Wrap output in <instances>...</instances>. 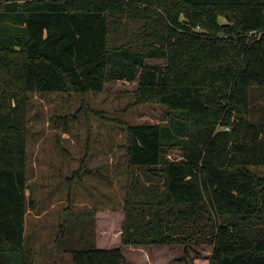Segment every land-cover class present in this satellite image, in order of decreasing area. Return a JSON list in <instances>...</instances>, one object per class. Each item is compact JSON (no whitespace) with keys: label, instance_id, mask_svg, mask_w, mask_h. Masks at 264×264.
<instances>
[{"label":"trees","instance_id":"trees-1","mask_svg":"<svg viewBox=\"0 0 264 264\" xmlns=\"http://www.w3.org/2000/svg\"><path fill=\"white\" fill-rule=\"evenodd\" d=\"M11 20L23 26L0 32V264L31 262L32 94L119 80L137 81L136 103L169 109L162 123L126 127L121 242L181 244L185 264L210 242L209 264H264V113L253 118L251 102L264 87V0H0L1 27ZM94 223L91 209L66 215L73 264H130L121 246H98Z\"/></svg>","mask_w":264,"mask_h":264},{"label":"rangeland","instance_id":"rangeland-1","mask_svg":"<svg viewBox=\"0 0 264 264\" xmlns=\"http://www.w3.org/2000/svg\"><path fill=\"white\" fill-rule=\"evenodd\" d=\"M165 63L164 59L148 60L149 65ZM136 88L137 81L119 80L106 83L98 92L32 94L27 109V196L33 200L32 209L42 216L34 219L29 213L26 221L30 264H73V255L65 250L61 237L71 207L114 206L113 221L105 217L103 224L118 234L129 178L126 127L162 123L169 111L160 102L136 103ZM251 102L253 118L261 117L263 86L251 87ZM169 157L177 160L182 153L174 148ZM258 169L264 174V166ZM112 239L117 244L119 238ZM212 249L210 242L194 245L190 264H209ZM124 254L130 264H182L178 258L184 255V247L126 245Z\"/></svg>","mask_w":264,"mask_h":264},{"label":"crops","instance_id":"crops-1","mask_svg":"<svg viewBox=\"0 0 264 264\" xmlns=\"http://www.w3.org/2000/svg\"><path fill=\"white\" fill-rule=\"evenodd\" d=\"M12 16H14V13L12 14ZM10 26L6 29V28H3L1 27L2 26V23H0V32L2 31V33L4 34H7V32H10L11 34H16L18 32V28L23 26V25H19L17 23H14L12 20L11 22L9 23ZM28 183H29V179H28ZM86 203L82 204L85 205ZM88 205V207H83L82 209H91L93 210L94 212V218H95V239H96V242L98 244L99 247L101 248H111V247H114L116 245H121L122 244V249H123V252H124V246H134V245H130V244H123L121 242V238H122V233H121V229L119 230L117 236L116 234L112 233L111 232V228H109V226L107 225L106 227H104V224H103V219L105 217H108L110 216V220H112L114 217H113V214L115 215V208L114 206H111V205H103V206H98V205H95V204H86ZM33 208V207H32ZM32 208H29L27 213H26V221H27V218H28V215L29 213H33L32 217L34 219H39L42 214L38 213V212H35L34 209ZM80 209V210H82ZM76 210H79V209H76ZM124 210V209H123ZM121 214V222H123V218H124V211H121L119 212ZM26 221H25V230H26ZM113 221V220H112ZM122 227V225H121ZM112 238H119L117 240V244L114 245V240ZM125 255V254H124ZM126 256V255H125ZM182 257V256H181ZM180 258V257H179ZM178 258V259H179ZM141 264V263H140ZM184 264V263H182Z\"/></svg>","mask_w":264,"mask_h":264}]
</instances>
